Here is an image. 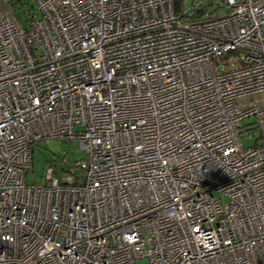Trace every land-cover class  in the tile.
Returning <instances> with one entry per match:
<instances>
[{
  "label": "built area",
  "instance_id": "obj_1",
  "mask_svg": "<svg viewBox=\"0 0 264 264\" xmlns=\"http://www.w3.org/2000/svg\"><path fill=\"white\" fill-rule=\"evenodd\" d=\"M140 259L264 264V0H0V264Z\"/></svg>",
  "mask_w": 264,
  "mask_h": 264
},
{
  "label": "rangeland",
  "instance_id": "obj_2",
  "mask_svg": "<svg viewBox=\"0 0 264 264\" xmlns=\"http://www.w3.org/2000/svg\"><path fill=\"white\" fill-rule=\"evenodd\" d=\"M19 9V6H16ZM253 135L250 137H243L241 140L243 144L249 145L257 137L258 131H252ZM33 152L32 168L26 173V182L29 184L41 183L43 180V173L47 166V159H49L52 154H63L68 158L81 159L83 158V151L78 148V145L74 142H59L55 139H50L48 141H39L35 144ZM137 264H147L146 259H140Z\"/></svg>",
  "mask_w": 264,
  "mask_h": 264
},
{
  "label": "trees",
  "instance_id": "obj_3",
  "mask_svg": "<svg viewBox=\"0 0 264 264\" xmlns=\"http://www.w3.org/2000/svg\"><path fill=\"white\" fill-rule=\"evenodd\" d=\"M53 156H51L49 159H47V163L48 164H53L55 165L56 167L60 168V169H65L66 167H71L73 166L74 168V171H73V174L76 175V173H78L79 171H81L80 169L76 168V159H70L68 158L67 156L63 155V154H52ZM63 158H66V161H67V164H64L62 163V159Z\"/></svg>",
  "mask_w": 264,
  "mask_h": 264
}]
</instances>
